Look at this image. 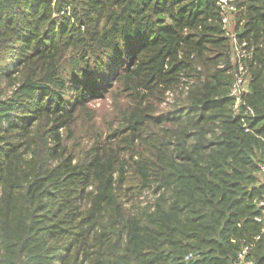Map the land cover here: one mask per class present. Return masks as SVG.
I'll list each match as a JSON object with an SVG mask.
<instances>
[{
	"label": "trees",
	"instance_id": "trees-1",
	"mask_svg": "<svg viewBox=\"0 0 264 264\" xmlns=\"http://www.w3.org/2000/svg\"><path fill=\"white\" fill-rule=\"evenodd\" d=\"M216 2L0 0V264H264V0L236 113Z\"/></svg>",
	"mask_w": 264,
	"mask_h": 264
},
{
	"label": "built area",
	"instance_id": "built-area-1",
	"mask_svg": "<svg viewBox=\"0 0 264 264\" xmlns=\"http://www.w3.org/2000/svg\"><path fill=\"white\" fill-rule=\"evenodd\" d=\"M220 8L221 25L224 36L228 39L230 45V58L235 66L233 81L229 90V95L233 98V110L236 113L240 105H244L243 96L248 92L249 87V62L252 59L253 47L249 45L245 39H239L234 30L235 14L238 8L234 4V0H217ZM248 131V129H245ZM259 175L264 178V160L259 164ZM257 206L262 207V216L257 218V221L263 222L262 229L264 230V196L257 202ZM247 248L244 247L237 255V261L234 264L245 263V254ZM245 264H251L247 262Z\"/></svg>",
	"mask_w": 264,
	"mask_h": 264
},
{
	"label": "rangeland",
	"instance_id": "rangeland-1",
	"mask_svg": "<svg viewBox=\"0 0 264 264\" xmlns=\"http://www.w3.org/2000/svg\"><path fill=\"white\" fill-rule=\"evenodd\" d=\"M89 107L94 109L95 116L93 120L90 122L80 118L75 128V152L78 154H81L80 148H86L91 143L90 138L96 132L105 130L114 117L112 106L108 100L91 102ZM127 198L131 200V204L137 207L151 204L154 200L152 192L148 191L140 194H130Z\"/></svg>",
	"mask_w": 264,
	"mask_h": 264
}]
</instances>
